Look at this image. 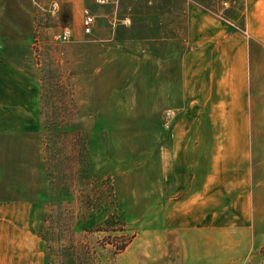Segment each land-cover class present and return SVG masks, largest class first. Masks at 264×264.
Segmentation results:
<instances>
[{"label": "rangeland", "instance_id": "374dc122", "mask_svg": "<svg viewBox=\"0 0 264 264\" xmlns=\"http://www.w3.org/2000/svg\"><path fill=\"white\" fill-rule=\"evenodd\" d=\"M52 1L60 4L56 16L47 12ZM234 1H38L32 127L6 142L0 139V185L4 189L8 181L9 196L17 198L13 206L0 204V264H61L69 257L75 264L181 263L170 222L185 193L168 191L167 180L181 114L168 104L167 92L183 88V28L189 15L202 11L209 15L205 24L237 27L228 17ZM84 7L95 14L90 34L82 29ZM65 27L73 30L67 43L56 39ZM51 128L72 132L52 136ZM52 145L59 154L53 160ZM257 149V159L246 161L248 171L238 175L243 193L229 192L236 184L218 183V192L207 195L208 216L257 219L258 247L240 264H264V145ZM162 165L166 176L159 177ZM226 165L218 176L237 174V161ZM238 176L231 177L238 181ZM108 180L123 213L110 225L105 223L113 202ZM65 189L71 196L59 201L55 195ZM105 209L95 225H83Z\"/></svg>", "mask_w": 264, "mask_h": 264}, {"label": "crops", "instance_id": "0c3cea01", "mask_svg": "<svg viewBox=\"0 0 264 264\" xmlns=\"http://www.w3.org/2000/svg\"><path fill=\"white\" fill-rule=\"evenodd\" d=\"M53 2L58 1L49 6ZM233 3L228 17L237 27L205 24L209 15L202 11L189 15L183 28V88L167 92L168 104L181 114L173 130L174 158L169 155L167 166L168 191L185 193L174 204L177 213L170 222L180 264H240L258 247L256 218L207 215V195L218 192V183L236 184L229 192H241L244 164L254 162L257 146L264 145V0ZM35 5L33 0H0V139L5 142L9 135L31 130L38 103L32 60ZM235 161L237 174L218 176ZM163 169L159 166V177L166 176ZM3 187L0 204H17L8 181Z\"/></svg>", "mask_w": 264, "mask_h": 264}, {"label": "trees", "instance_id": "16d2710c", "mask_svg": "<svg viewBox=\"0 0 264 264\" xmlns=\"http://www.w3.org/2000/svg\"><path fill=\"white\" fill-rule=\"evenodd\" d=\"M50 131H51V135L53 136V135H55L56 133H61L62 131H66V132H72V130H57V129H55V128H51L50 129ZM55 133V134H54ZM49 134H50V132H49ZM54 155H56L57 157H58V152H57V149H56V147L54 146V145H52V159L51 160H53V156ZM82 155H84V154H82ZM56 160H57V158H56ZM67 161V163H69V162H71V157H67L66 158V160H65V162ZM57 166H59V164L57 163ZM68 170V169H67ZM107 187H108V190H110V194H111V197H112V200H113V202H111V206H110V211L112 210V215L110 216V220H109V218H107L106 220H105V223H108L109 225L110 224H113L114 222L113 221H115V220H117V219H119V218H122V215H123V213L121 214V213H119V206H118V204L119 203H117V195H116V192H115V190H114V186H113V183L110 181V180H108L107 181ZM62 189V188H61ZM71 196V194L69 193V190L68 189H65L63 192H60V193H56V195H55V197L59 200V201H61V200H63V198H64V196L65 197H67V196ZM106 211V209L105 210H101L100 212H95V213H92L91 214V216H90V218H88L87 220H86V222L83 224L85 227L86 226H91V225H95L96 224V220L97 219H99V218H102L104 215H103V213ZM116 222V221H115ZM122 248V247H121ZM120 248V249H121ZM61 264H64V263H68V264H75V262L73 261V258H71V257H69L66 261H61L60 262Z\"/></svg>", "mask_w": 264, "mask_h": 264}, {"label": "built area", "instance_id": "2783aa9c", "mask_svg": "<svg viewBox=\"0 0 264 264\" xmlns=\"http://www.w3.org/2000/svg\"><path fill=\"white\" fill-rule=\"evenodd\" d=\"M33 2L36 5H39L38 0H33ZM98 3H105L106 0H97ZM60 10V5L58 2H53L50 6L47 8V12L52 15L56 16L57 13ZM95 24V14L89 7H84L82 11V29L85 34H90L93 32ZM73 36V30L69 27H65L63 30H61L57 35L56 39L60 42L67 43L71 40ZM171 113L167 112V116L170 117Z\"/></svg>", "mask_w": 264, "mask_h": 264}]
</instances>
